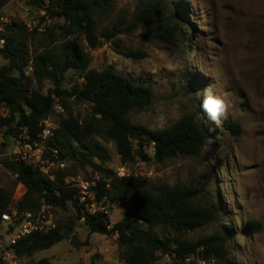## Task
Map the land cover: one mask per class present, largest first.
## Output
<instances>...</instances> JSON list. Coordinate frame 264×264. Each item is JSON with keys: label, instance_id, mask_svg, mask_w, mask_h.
I'll use <instances>...</instances> for the list:
<instances>
[{"label": "trees", "instance_id": "trees-1", "mask_svg": "<svg viewBox=\"0 0 264 264\" xmlns=\"http://www.w3.org/2000/svg\"><path fill=\"white\" fill-rule=\"evenodd\" d=\"M9 1L0 0V9ZM29 1L45 10L46 20L64 21L60 26L63 41L58 43L51 33L52 45L32 54L30 33L25 25L8 24L1 32L0 40H5V45L0 47V58L7 63L0 67V134L9 140L25 134L34 142L58 101L65 114L59 118V127L48 142L50 163L58 166L57 171L46 174L7 157L5 149L0 151V167L10 170L26 188L24 196L16 203L19 212L39 214L44 210L55 215L57 210L67 211L72 206L76 221L84 220L91 233L118 237L121 264H159L162 256H169L175 264H232L229 234L214 233L193 241L185 238L215 224L221 216L218 208L197 203L192 193L180 185L149 187L142 177L121 176L108 169V153L96 141L100 138L113 142L122 165L137 159L151 161L148 148L154 149L158 162L198 157L204 152L212 133L198 122L196 114H188L172 127L160 130L131 124L128 116L133 110L153 104L152 89L112 68L102 72L91 69V60L81 44L84 40L89 49L96 50L104 42L112 43L120 54L143 59L145 54L141 52H124L118 36L163 23L164 28L156 33L157 37L175 45L182 37L181 16L173 13L163 18L160 6L153 3L143 7L129 24L119 20L110 29L100 32L98 20L113 10L111 0H50L49 4L45 0ZM2 26L0 19V29ZM28 68L32 69L29 76L26 75ZM71 71L77 73L76 83L72 89L65 90L62 84ZM45 81L54 86L47 94L33 86V82L42 85ZM68 100L88 104L90 114L84 118L74 114ZM226 126L238 134L241 131L239 125L230 121H226ZM67 161L91 168L98 176L92 180L96 183L92 189L97 201L105 200V205L113 207L127 196L140 192L135 207L112 227L108 212L89 213L87 207L92 206L93 201L82 202L78 188L66 183L72 176L66 168ZM13 197L14 193L2 187L0 179V228L2 215L9 213L14 203ZM76 221L56 222L51 231L23 237L10 248L24 264H36L35 253L65 240L79 248ZM260 225L250 222L248 233H254Z\"/></svg>", "mask_w": 264, "mask_h": 264}, {"label": "rangeland", "instance_id": "rangeland-1", "mask_svg": "<svg viewBox=\"0 0 264 264\" xmlns=\"http://www.w3.org/2000/svg\"><path fill=\"white\" fill-rule=\"evenodd\" d=\"M111 2V13L98 20L100 32L110 29L119 20L129 24L143 7L153 3L160 6L163 18L176 13L184 23L182 37L175 45L157 37L156 33L164 28L163 23L118 36L124 52H141L145 54L143 59L128 58L107 42L92 50L81 40L91 60V69L102 72L112 68L152 89L153 104L133 110L128 116L129 122L160 130L172 127L188 114H196L198 122L211 131L212 139L198 157H176L158 162L154 149L148 148L151 161L137 159L122 165L115 144L98 138L96 141L109 156L106 167L121 176L142 177L149 187H184L197 203L210 204L221 212L215 224L191 233L186 239L193 241L214 233H227L232 264H264V0ZM45 16V10L29 0H10L0 9L3 23L0 34L8 24L25 25L30 33V51L35 54L52 45L51 33L58 43L63 41L60 26L64 21H48ZM6 63L0 58V67ZM31 73V68L26 69L27 76ZM14 75L19 76L18 73ZM76 79L77 73L69 72L62 88L72 89ZM33 86L42 88L45 94L54 88L48 81L42 85L33 82ZM206 88L229 101L228 115L219 124L210 121L200 107ZM68 104L74 114L82 118L90 114L88 104L74 100H68ZM63 114L65 110L58 101L51 115L54 124H58ZM226 121L239 125L240 133L230 131ZM11 143L12 140L0 134V151ZM45 162L47 172L58 170L57 165L50 163L47 152ZM66 168L72 173L66 179L67 184L98 178L91 168H82L72 161L66 162ZM0 179L2 187L13 192L17 199L24 196L26 188L17 182V176L10 170L0 167ZM90 191L95 194L92 188ZM140 196V192L133 193L113 207L105 205V200L97 201L95 196L93 210L94 213L107 211L112 227L135 207ZM76 218L72 206L67 211L57 210L54 215L55 222L76 221ZM250 222L261 224L254 233H248ZM76 224L79 248L65 240L35 253L34 262L121 264L117 236L93 234L84 220ZM0 232L11 234V228L4 224ZM10 239L11 236L6 237L7 241ZM159 264L175 263L169 256H162Z\"/></svg>", "mask_w": 264, "mask_h": 264}, {"label": "built area", "instance_id": "built-area-1", "mask_svg": "<svg viewBox=\"0 0 264 264\" xmlns=\"http://www.w3.org/2000/svg\"><path fill=\"white\" fill-rule=\"evenodd\" d=\"M49 3L50 0H46V4ZM4 45L5 40H0V47L2 48ZM83 81L84 79H81V82ZM42 125L43 131L38 136L36 141H30V138L23 134L20 138L12 140V143L5 148L6 150L4 155L16 162H24L28 165L39 168L42 172L48 174L45 165L48 142L54 136L55 130L59 125L54 124L51 117L45 120ZM54 152L57 154V151ZM122 175L124 176L125 174ZM51 178L54 179L53 176H51ZM70 185L78 188L82 202H85L88 199L93 201L92 206H88L87 208L89 213L95 214L93 209L95 208L94 197L96 196V193L94 194L90 191V189L96 185L95 181L76 182L71 183ZM20 199H17L14 196V203L10 208V212L2 215L3 225L8 224L10 228L14 227V230L11 228V234L7 235L0 232V264H24L19 256L10 247L15 245L23 237L30 236L34 233H46L56 227L53 213L47 214L44 210L39 214L20 213L16 207V203ZM1 229L2 227L0 230ZM7 236H11L10 241L6 240Z\"/></svg>", "mask_w": 264, "mask_h": 264}, {"label": "clouds", "instance_id": "clouds-1", "mask_svg": "<svg viewBox=\"0 0 264 264\" xmlns=\"http://www.w3.org/2000/svg\"><path fill=\"white\" fill-rule=\"evenodd\" d=\"M200 107L210 121L219 124L221 119L228 115L229 101L220 95L213 94L210 89L206 88L203 90Z\"/></svg>", "mask_w": 264, "mask_h": 264}]
</instances>
